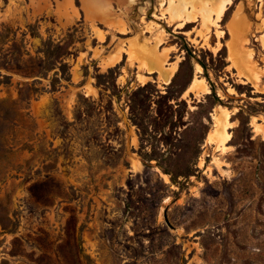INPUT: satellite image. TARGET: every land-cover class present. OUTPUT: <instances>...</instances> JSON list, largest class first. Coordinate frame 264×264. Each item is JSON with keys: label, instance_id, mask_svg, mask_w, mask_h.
Returning <instances> with one entry per match:
<instances>
[{"label": "rangeland", "instance_id": "obj_1", "mask_svg": "<svg viewBox=\"0 0 264 264\" xmlns=\"http://www.w3.org/2000/svg\"><path fill=\"white\" fill-rule=\"evenodd\" d=\"M72 1L0 0V264H264V0Z\"/></svg>", "mask_w": 264, "mask_h": 264}, {"label": "water", "instance_id": "obj_2", "mask_svg": "<svg viewBox=\"0 0 264 264\" xmlns=\"http://www.w3.org/2000/svg\"><path fill=\"white\" fill-rule=\"evenodd\" d=\"M163 215H164V219H165L166 223L168 224V226L173 228V225L170 223V220L168 218V207H165Z\"/></svg>", "mask_w": 264, "mask_h": 264}, {"label": "bare ground", "instance_id": "obj_3", "mask_svg": "<svg viewBox=\"0 0 264 264\" xmlns=\"http://www.w3.org/2000/svg\"><path fill=\"white\" fill-rule=\"evenodd\" d=\"M69 2H70V0H68ZM72 1V0H71ZM72 3H73V1H72ZM73 6V5H72ZM192 19V18H191ZM222 116H218V117H216V119H217V121H218V123H222V118H221Z\"/></svg>", "mask_w": 264, "mask_h": 264}]
</instances>
